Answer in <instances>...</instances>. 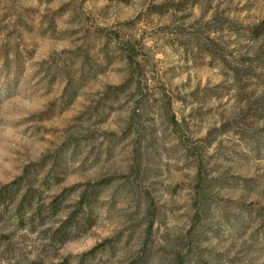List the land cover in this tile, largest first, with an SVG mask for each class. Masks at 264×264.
<instances>
[{"label":"rangeland","instance_id":"374dc122","mask_svg":"<svg viewBox=\"0 0 264 264\" xmlns=\"http://www.w3.org/2000/svg\"><path fill=\"white\" fill-rule=\"evenodd\" d=\"M263 21L264 0H0V264H187L193 246L206 264H264L245 220L264 222V84L244 83L264 51L245 31ZM196 164L211 193L191 246ZM88 184L110 210L61 242Z\"/></svg>","mask_w":264,"mask_h":264},{"label":"trees","instance_id":"16d2710c","mask_svg":"<svg viewBox=\"0 0 264 264\" xmlns=\"http://www.w3.org/2000/svg\"><path fill=\"white\" fill-rule=\"evenodd\" d=\"M245 35L250 38L251 41L263 39L264 40V21L257 26L256 28H250L246 29ZM208 56L209 57H214V51L213 50H207ZM9 54L5 53L4 55L1 56V59L3 60V63L5 66L8 65L9 63ZM15 61L19 58L17 54H14ZM217 59L220 61L222 66L226 67L225 65L227 64V60L224 56H218ZM264 68V51L262 54L258 55L256 62L249 63V65L246 67L247 72H245L244 76L245 82L244 83H252L253 81H256L258 83L264 84V76H260L259 74L256 73L257 70H262ZM228 71H230V77L231 79L237 83L238 79L240 78L241 70L237 67L235 68H227ZM125 85L116 87V88H108V91L106 92L107 98H111L114 102L118 101L120 99V96L124 93L123 88ZM259 113V112H258ZM255 113L254 115L257 117H261L263 114L260 112V114ZM168 124L171 128V131L173 133H179L182 131L184 123L177 121L174 117H171L168 121ZM143 143V144H142ZM139 142L137 148H135L134 152V157L135 160L133 161L136 166H138V169H140L142 162H141V156L143 154V159L145 162H148L149 159L151 158L152 151H154V144L156 143V140L154 137L149 136L143 140V142ZM179 143V142H178ZM179 146V144H176ZM141 147H143V150H141ZM185 157H188L189 152L184 150ZM54 165V162H53ZM146 165V164H145ZM147 170L144 169L143 175L146 176ZM202 171L200 168L199 164H196L195 166V174L193 177V185L190 186L191 188L189 191H191L193 195V201H192V208H193V220L191 222V227L188 231L189 233V239L192 241L191 246L195 245L194 239H199L200 238V220L202 216L206 218L209 214V208H210V191H211V181L208 180L206 177L202 176ZM48 181V180H47ZM244 188L246 189H252L254 187L255 192H258L256 189L257 187L254 186L253 184L247 185V181H243ZM102 186L100 185H90L88 184L87 186L84 187V190L82 191L79 200L77 203L74 204L73 208L74 210L68 214L69 219L67 222H65L56 232L55 234L53 233V237L58 236L60 238L61 242L66 241L67 238V230L74 225L75 221L77 222L78 220L76 219L77 215H82V223H75V225L81 227V228H91L94 224V212L96 210H107L109 211L110 208L108 209L109 205V200L107 201H101V190ZM253 189V191H254ZM57 205L56 203L53 204V206ZM54 211L56 209H60V206L56 208L53 207ZM61 210V209H60ZM263 217L262 213L260 212L259 209H253L251 210L250 214H248L247 220L248 222L251 221L253 224L260 223L261 228L264 229L263 225ZM99 249L93 250V253L98 252ZM194 246L188 249V256H187V264H206L204 262H200L198 260L193 252H194ZM179 256L178 252H173V257Z\"/></svg>","mask_w":264,"mask_h":264}]
</instances>
